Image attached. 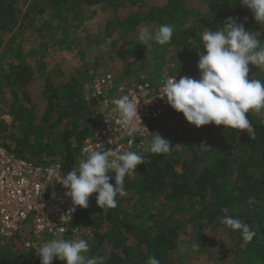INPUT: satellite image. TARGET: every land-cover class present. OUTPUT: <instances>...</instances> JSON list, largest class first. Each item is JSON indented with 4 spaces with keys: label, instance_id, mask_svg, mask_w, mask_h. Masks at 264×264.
Here are the masks:
<instances>
[{
    "label": "trees",
    "instance_id": "16d2710c",
    "mask_svg": "<svg viewBox=\"0 0 264 264\" xmlns=\"http://www.w3.org/2000/svg\"><path fill=\"white\" fill-rule=\"evenodd\" d=\"M139 2L141 0H0V35H11L24 20L39 36L45 31L64 34L70 20L81 19L84 8L110 6L117 11ZM207 7L208 16L199 18L196 27L174 30L170 43L162 46L174 48L184 57L175 68L180 75L194 73L197 51H203V31L223 27L224 20L230 16L244 23L246 30L251 24L239 0H208ZM169 8L164 14L152 12L128 17L123 27L132 30L143 22L162 23L172 14L171 0ZM40 16L47 18L37 23L36 18ZM56 19L62 26L53 25ZM260 31L259 38L264 40V26ZM12 43V37L5 44L0 39V54L3 48H11ZM249 68L248 78L252 79L254 66L249 65ZM256 79L264 81V77ZM51 90L46 89L43 130L34 134L36 145L28 143L26 136L25 142L12 152L37 165L43 164L44 126L58 129V135L47 144L52 148H56V144L62 146L60 161L64 172L69 173L79 156L82 140L94 126L91 123L93 112L82 99L77 79L72 78L69 83ZM23 96L28 95L25 92ZM247 118L252 124V131L248 133L225 129L223 125L196 128L171 107L158 121L151 123L155 134L168 140L172 149L165 155L152 154L150 143L144 155L145 164L138 165L135 174L125 177L124 188L136 199L117 196L116 208L102 210L97 207L96 194H93L89 206L80 208L73 227L90 232V237L81 238L90 245L88 255L104 257V264H146L150 256H155L161 264H168V250L177 233V217L182 216L201 231L197 235L199 250L210 251L209 235L224 230L232 244L229 254L232 264H264V110L258 114L251 111ZM166 125L170 127L165 129ZM202 142L211 150H199ZM174 145L189 154V159L182 161L180 172L175 169L179 155ZM196 162L203 165L200 171L195 167ZM110 183L115 184L114 177ZM225 208L228 215L241 219L255 232L251 241L243 240L239 233L220 223ZM70 236L68 233L64 238L72 239ZM0 264H40V259L34 253L5 249L0 254ZM53 264L63 262L54 260Z\"/></svg>",
    "mask_w": 264,
    "mask_h": 264
},
{
    "label": "rangeland",
    "instance_id": "374dc122",
    "mask_svg": "<svg viewBox=\"0 0 264 264\" xmlns=\"http://www.w3.org/2000/svg\"><path fill=\"white\" fill-rule=\"evenodd\" d=\"M171 2L173 11L168 19L162 23L143 22L132 30L123 27L128 17L152 12L168 13L170 0H141L117 11L110 6L84 8L81 19L70 20L69 25L64 28V34H48L45 31L39 36L34 28H28L29 23L24 20L20 28L11 35H0L4 44L9 38H13L12 47L1 49L0 54V138L6 145L4 147L15 150L21 142H25L26 136L28 143L36 145L37 137L34 134L43 130L41 121L46 109L47 88L50 91L51 88H60L72 78L77 79L79 86L83 88L95 78L109 72L115 77H134L137 74L180 75L175 72V68L184 57H180L174 48L165 49L153 42L147 55V48L139 44L137 39L143 27L153 32L162 24L173 25L174 30L193 28L199 18L208 16V0ZM244 10L251 19L248 30L258 32L262 26L254 21L247 8L244 7ZM46 18L47 16L37 17L36 22H43ZM53 25L62 26L57 19ZM253 69V78L264 77V69ZM25 79L26 83L23 82ZM25 92L27 98L23 96ZM3 117H8L7 121ZM93 122L91 119L92 124ZM169 127L164 126L165 129ZM58 132V129L52 130L44 126L41 146L45 148V153L41 157L42 162L61 160L62 146L56 144V148H52L47 144ZM174 148L179 155L175 169L180 172L181 163L189 159V154L175 145ZM202 166L200 162L195 163L197 171ZM124 197L136 199L131 193ZM177 220V233L172 237L173 242L168 250V264H232L229 255L232 244L226 231L212 232L209 235L211 250H199L197 235L201 231L195 229L185 217L179 216ZM143 221L146 222L145 219ZM85 235L80 234L78 239L86 237Z\"/></svg>",
    "mask_w": 264,
    "mask_h": 264
},
{
    "label": "clouds",
    "instance_id": "9594fccd",
    "mask_svg": "<svg viewBox=\"0 0 264 264\" xmlns=\"http://www.w3.org/2000/svg\"><path fill=\"white\" fill-rule=\"evenodd\" d=\"M239 4L252 13L257 24L264 26V0H239ZM173 33L174 26L170 24H162L154 32L143 27L137 39L147 48L148 55L153 42L166 45L170 43ZM260 33L246 30L244 23L231 16L224 20L223 27L203 31V51H197L199 79L182 76L177 80L176 75L168 77L162 86L165 98L161 99L175 112L182 113L185 120L196 128L223 125L225 129L251 132L252 124L247 118L249 112L264 110V81L248 78L249 65L264 69V40L259 38ZM113 103V111L118 113L116 123L122 129L128 133L135 132L136 121L143 127L138 113L139 103L133 96L123 95L114 99ZM151 135L152 154L170 153L172 147L168 140L159 134ZM198 149L211 150L203 142ZM85 152L87 155L71 172L66 175L63 171L54 173L58 183L67 190L65 196L72 201L70 212H74L76 207L86 209L93 194H96V204L100 209L116 208L117 196L127 195L125 177L135 174L137 166L145 164V157L135 151L117 149H85ZM56 167L59 169L61 166L58 164ZM113 177L114 185L110 183ZM223 212L225 214L220 219L222 225L239 233L245 241L254 238L255 232L247 223L228 215L226 208ZM89 251L90 245L85 239L57 237L39 247L36 255L40 264H53L54 260L63 264H104V257H90ZM146 264L161 262L155 256H150Z\"/></svg>",
    "mask_w": 264,
    "mask_h": 264
},
{
    "label": "built area",
    "instance_id": "2783aa9c",
    "mask_svg": "<svg viewBox=\"0 0 264 264\" xmlns=\"http://www.w3.org/2000/svg\"><path fill=\"white\" fill-rule=\"evenodd\" d=\"M170 76L174 75L137 74L117 81L113 74L105 73L84 86L82 99L92 108L94 126L81 142L74 167L87 155L85 149L135 151L144 156L153 139L151 134H155L150 124L158 121L170 108L161 99L165 98L163 82ZM182 76L199 79L200 73L195 67L192 75H176V79ZM123 95L133 96L139 103L138 113L145 128L136 121L137 130L128 133L116 123L118 113L113 111V101ZM3 119L7 121L8 117ZM12 151L0 145V254L5 249L36 254L44 243L57 237L64 238L68 233L72 239H78L82 233L89 236L88 230L73 227L80 208L70 212L72 201L65 196L67 190L54 175L62 171L67 174L61 161L37 165Z\"/></svg>",
    "mask_w": 264,
    "mask_h": 264
},
{
    "label": "crops",
    "instance_id": "0c3cea01",
    "mask_svg": "<svg viewBox=\"0 0 264 264\" xmlns=\"http://www.w3.org/2000/svg\"><path fill=\"white\" fill-rule=\"evenodd\" d=\"M110 73V72H109ZM126 78H129V77H126V76H121V77H115V79L117 80V81H121L122 79H126Z\"/></svg>",
    "mask_w": 264,
    "mask_h": 264
},
{
    "label": "water",
    "instance_id": "95a60500",
    "mask_svg": "<svg viewBox=\"0 0 264 264\" xmlns=\"http://www.w3.org/2000/svg\"><path fill=\"white\" fill-rule=\"evenodd\" d=\"M3 144V141H2V139H0V145H2Z\"/></svg>",
    "mask_w": 264,
    "mask_h": 264
}]
</instances>
